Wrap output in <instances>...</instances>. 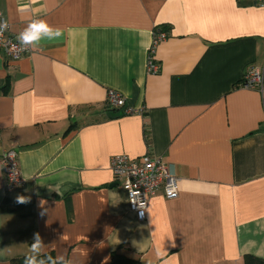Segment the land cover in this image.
I'll list each match as a JSON object with an SVG mask.
<instances>
[{
  "label": "crops",
  "instance_id": "0c3cea01",
  "mask_svg": "<svg viewBox=\"0 0 264 264\" xmlns=\"http://www.w3.org/2000/svg\"><path fill=\"white\" fill-rule=\"evenodd\" d=\"M255 1L0 0L15 40L37 19L62 33L0 59V155L17 153L24 180L5 190L0 168V250L9 249L0 264L31 255L34 233L41 254L69 264H110L112 252L136 264L264 258V4ZM157 27L168 36L148 74ZM251 68L262 87L243 89ZM108 90L137 112L107 106ZM146 153L179 192L168 200L159 189L139 220L110 159Z\"/></svg>",
  "mask_w": 264,
  "mask_h": 264
},
{
  "label": "built area",
  "instance_id": "2783aa9c",
  "mask_svg": "<svg viewBox=\"0 0 264 264\" xmlns=\"http://www.w3.org/2000/svg\"><path fill=\"white\" fill-rule=\"evenodd\" d=\"M259 4H264L260 0ZM0 21L5 19L0 15ZM167 32L157 27L152 32V39L148 48L146 72L157 74L159 64L155 59L157 47L167 39ZM31 51V47H23L20 43L7 35L6 29L0 33V59L18 61ZM263 84L262 73L251 68L244 74L239 86L243 89L261 88ZM106 105L120 109L122 114L136 113L137 110L125 105V99L116 91L108 90ZM0 168L4 178L5 190L11 191L21 187L24 180L21 176L17 153L10 149L0 155ZM110 169L115 181L126 193L129 211L139 220L145 219L148 200L162 189L164 197L168 200L178 196L179 188L176 177L171 175L159 157L145 154L138 158H129L126 155H116L110 159Z\"/></svg>",
  "mask_w": 264,
  "mask_h": 264
},
{
  "label": "clouds",
  "instance_id": "9594fccd",
  "mask_svg": "<svg viewBox=\"0 0 264 264\" xmlns=\"http://www.w3.org/2000/svg\"><path fill=\"white\" fill-rule=\"evenodd\" d=\"M7 28V24L4 21H0V33ZM62 35L59 29L52 28L46 21L42 19L32 20L27 24V26L18 34L17 40L23 47L36 48L40 45L42 39H47L48 41H54L60 38ZM52 191L55 189H51ZM18 203H27L28 198L17 197ZM43 203V202H42ZM39 233L33 234V240L31 244H28L29 251L31 255L25 256L23 264H69L66 258L59 257L53 258L51 256L42 255L41 249L46 248ZM0 251H9V249L4 248Z\"/></svg>",
  "mask_w": 264,
  "mask_h": 264
},
{
  "label": "trees",
  "instance_id": "16d2710c",
  "mask_svg": "<svg viewBox=\"0 0 264 264\" xmlns=\"http://www.w3.org/2000/svg\"><path fill=\"white\" fill-rule=\"evenodd\" d=\"M255 2L257 4H259L260 0H256ZM116 111H118V110H116ZM121 114H122V112H121ZM42 255H47V256H51V257L55 258L52 253H45ZM23 261H24V257H21V258L13 259L11 261V264H23ZM110 264H136V262L130 258H127L126 256H124L120 253L112 252L111 258H110ZM242 264H264V258L255 257L253 255H245L243 257V263Z\"/></svg>",
  "mask_w": 264,
  "mask_h": 264
}]
</instances>
